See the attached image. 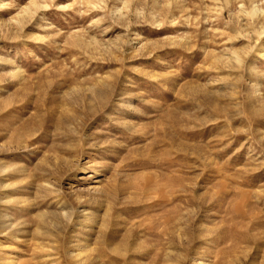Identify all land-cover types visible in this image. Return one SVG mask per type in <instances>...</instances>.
Returning a JSON list of instances; mask_svg holds the SVG:
<instances>
[{
  "label": "rangeland",
  "instance_id": "1",
  "mask_svg": "<svg viewBox=\"0 0 264 264\" xmlns=\"http://www.w3.org/2000/svg\"><path fill=\"white\" fill-rule=\"evenodd\" d=\"M0 264H264V0H0Z\"/></svg>",
  "mask_w": 264,
  "mask_h": 264
}]
</instances>
